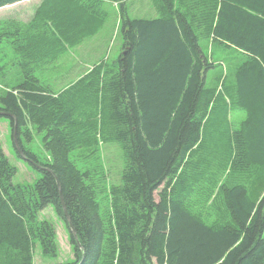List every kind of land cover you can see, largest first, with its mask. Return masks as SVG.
<instances>
[{
  "label": "trees",
  "instance_id": "obj_1",
  "mask_svg": "<svg viewBox=\"0 0 264 264\" xmlns=\"http://www.w3.org/2000/svg\"><path fill=\"white\" fill-rule=\"evenodd\" d=\"M22 1L0 0V8ZM47 1L37 11L36 22L41 27L54 24L58 36L64 38L65 18L59 13L71 9L70 1ZM116 1L125 44L118 69L106 86L108 131L125 146L128 166L122 176V199L114 202L115 264H264V195L255 200L242 184H223L221 197L229 219L204 221L185 205L188 186L182 172L192 164L212 126L228 115L227 106L215 105L225 98L246 112L240 138L242 159L247 166L264 168V0H164L161 6L162 0L160 16L153 19L130 18L125 0ZM175 2L187 5V11ZM40 34L28 37L24 47L29 51L28 60L22 62L24 81L17 92L0 97V111L15 120L0 118L9 120L12 139L16 122L17 142L28 163L48 170L34 167L42 179L33 192L14 189L10 180L15 170L0 148V264H31L34 240L40 241L46 253L54 254L46 223L29 220L34 209L51 204L67 223L56 179L77 235L75 240L68 228L77 255L70 264H101L104 222L86 186L87 174L68 159L66 135L76 130L75 107L70 98L65 99V92L60 94L61 102L42 89L31 72V50ZM200 35L246 56L234 73L232 86L224 88L225 95L205 87L211 66L200 50ZM104 78L98 80L102 88ZM28 120L40 127L53 122L46 137L52 164H40L22 145V137L30 141ZM66 127L68 134L62 135ZM70 138L72 144L79 141L75 133ZM230 149L235 151L236 145ZM238 164L234 161V166ZM163 184L155 201L154 192Z\"/></svg>",
  "mask_w": 264,
  "mask_h": 264
},
{
  "label": "rangeland",
  "instance_id": "obj_2",
  "mask_svg": "<svg viewBox=\"0 0 264 264\" xmlns=\"http://www.w3.org/2000/svg\"><path fill=\"white\" fill-rule=\"evenodd\" d=\"M69 1L71 9L60 10L59 13L65 18L64 38L58 36L54 24L41 27L40 22H36L37 11L46 0H24L0 8V97L12 90L17 92L16 88L24 81L26 73L22 62L28 60L29 51H24L25 45L29 44L28 37L35 32L42 33L31 50V72L42 89L61 102V93L65 92V99L70 98L75 107L73 127L76 130L70 131V135H66L68 127L62 131V135L67 136L66 143L70 144L68 159L80 172L87 174L86 186L93 193L104 222L106 243L101 264H115L114 202L115 198L122 199L120 189L128 160L125 146L115 141L108 131L111 124L108 120L109 89L106 86L114 76L113 72L117 71V61L124 50L120 3L116 0ZM161 1L125 0L126 14L133 19L159 17ZM175 6L184 13L187 11V5L184 7L175 2ZM75 12L79 14L74 19ZM57 20L64 24L62 18ZM198 33L201 34V30ZM200 36V50L211 66L205 87L225 95L224 88L232 86L234 73L246 56ZM97 70L101 71L98 73ZM104 76L102 88V82L98 80ZM215 105L220 109L227 106L228 115L219 125L212 126L208 138H204L203 145L196 150L192 164L184 167L182 172L184 185L188 186L186 207L204 221L222 222L229 219L221 197L223 184H242L252 199H261L264 195V168L247 166L248 163L241 157L240 138L246 112L229 98ZM40 126L36 121H27L30 141L26 142V137H22V145L40 164H52L53 157L47 150L46 137L53 122ZM74 133L79 141L72 144L70 137ZM235 145L236 150H231ZM0 148L15 170L11 186L26 194L33 192L42 174L16 153L12 128L5 118H0ZM234 161H239V164L234 166ZM163 190L164 184L154 192L155 201ZM29 221L31 224L46 223L55 248L53 255L46 253L40 241L34 240L31 264H70L76 261L67 223L55 206L48 204L43 209H34ZM153 264H156L155 261Z\"/></svg>",
  "mask_w": 264,
  "mask_h": 264
},
{
  "label": "water",
  "instance_id": "obj_3",
  "mask_svg": "<svg viewBox=\"0 0 264 264\" xmlns=\"http://www.w3.org/2000/svg\"><path fill=\"white\" fill-rule=\"evenodd\" d=\"M1 116H8V117H12V118L14 119V116H13L12 114H9V113H6V112H2V111H0V117H1ZM14 120H15V119H14ZM16 127H17V126H16V122H15V125H14V128H13V143H14L15 148H16L17 152L19 153L20 157H21L23 160H26V161H27V159H26V157L24 156L23 152H22L21 149L19 148V145H18V142H17V128H16ZM27 162H29V161H27ZM30 163H31L34 167H36L37 169L48 170L47 168H44V167H40V166H38V165L35 164L33 161H30ZM56 182H57L58 189H59V191H60L61 204H62V207H63L64 216H65V218H66V220H67V223H68V228H69L71 234L73 235V237H74L75 240H76L77 235H76L75 230L73 229V225H72L71 220H70V218H69V215H68V213H67V211H66V209H65V206H64V203H63V200H62L60 184H59V182H58L57 179H56Z\"/></svg>",
  "mask_w": 264,
  "mask_h": 264
},
{
  "label": "bare ground",
  "instance_id": "obj_4",
  "mask_svg": "<svg viewBox=\"0 0 264 264\" xmlns=\"http://www.w3.org/2000/svg\"><path fill=\"white\" fill-rule=\"evenodd\" d=\"M238 101V100H237Z\"/></svg>",
  "mask_w": 264,
  "mask_h": 264
}]
</instances>
